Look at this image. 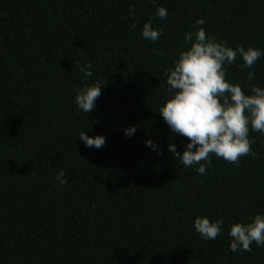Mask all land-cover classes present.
I'll use <instances>...</instances> for the list:
<instances>
[{
	"label": "trees",
	"instance_id": "16d2710c",
	"mask_svg": "<svg viewBox=\"0 0 264 264\" xmlns=\"http://www.w3.org/2000/svg\"><path fill=\"white\" fill-rule=\"evenodd\" d=\"M150 17L156 44L140 34ZM198 17L233 48L264 51V0H0V264H264V247H228L230 222L264 213V134L249 132L255 156H212L204 175L167 149L182 152L187 138L158 112L163 71ZM241 64L225 66L231 82L264 85V58L253 81ZM97 82L102 94L84 115L76 93ZM82 130L105 145L85 147ZM196 216L223 218L224 229L205 241Z\"/></svg>",
	"mask_w": 264,
	"mask_h": 264
},
{
	"label": "clouds",
	"instance_id": "9594fccd",
	"mask_svg": "<svg viewBox=\"0 0 264 264\" xmlns=\"http://www.w3.org/2000/svg\"><path fill=\"white\" fill-rule=\"evenodd\" d=\"M128 11L129 18L134 19L135 6H130ZM167 16L165 7H157L155 18L163 21ZM195 24L199 27L183 36L186 47L178 51L171 66L163 71L166 96L158 112L172 133L187 138L182 152L171 142L167 144L168 151L185 168H193L197 174L204 175L211 168L212 156L238 164L242 157L256 155L249 132L264 134V85L242 87L233 83L225 66L242 60L241 68L248 69L247 80L253 81L256 73L252 69L264 58V51L242 44L233 48L227 40L218 39L206 31L204 17H198ZM140 34L156 44L162 31L153 26V17H150L143 23ZM152 51L155 55L162 54L155 49ZM92 68L91 63L80 67L84 78L92 77ZM102 86L103 83L97 82L77 91L75 104L84 115L95 108ZM122 131L130 138L135 135L136 127L129 125ZM78 136L85 147L100 149L106 143L102 134L89 136L82 130ZM145 145L161 153L155 141L146 139ZM56 179L61 186L67 183L63 170ZM192 223L195 232L205 241L215 240L225 226L223 218L212 220L208 216H196ZM228 236L232 253L251 252L253 244L264 247V213L257 212L243 220L230 222Z\"/></svg>",
	"mask_w": 264,
	"mask_h": 264
}]
</instances>
